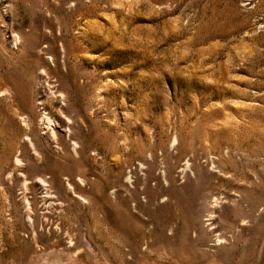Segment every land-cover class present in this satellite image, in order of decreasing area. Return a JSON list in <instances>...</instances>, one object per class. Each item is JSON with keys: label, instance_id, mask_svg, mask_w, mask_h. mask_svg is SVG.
I'll return each mask as SVG.
<instances>
[{"label": "rangeland", "instance_id": "rangeland-1", "mask_svg": "<svg viewBox=\"0 0 264 264\" xmlns=\"http://www.w3.org/2000/svg\"><path fill=\"white\" fill-rule=\"evenodd\" d=\"M0 264H264V0H0Z\"/></svg>", "mask_w": 264, "mask_h": 264}]
</instances>
